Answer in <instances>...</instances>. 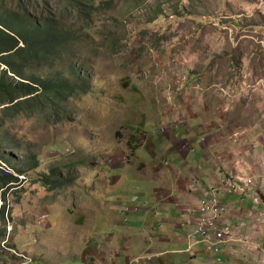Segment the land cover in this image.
<instances>
[{"label": "rangeland", "instance_id": "rangeland-1", "mask_svg": "<svg viewBox=\"0 0 264 264\" xmlns=\"http://www.w3.org/2000/svg\"><path fill=\"white\" fill-rule=\"evenodd\" d=\"M35 1L62 49L30 72L79 91L0 128V168L23 173L0 194V240L29 264H139L206 141L264 160V0Z\"/></svg>", "mask_w": 264, "mask_h": 264}, {"label": "crops", "instance_id": "crops-1", "mask_svg": "<svg viewBox=\"0 0 264 264\" xmlns=\"http://www.w3.org/2000/svg\"><path fill=\"white\" fill-rule=\"evenodd\" d=\"M194 133L199 134L197 130ZM221 138L206 141L201 160L188 167L192 169L191 174L187 172L188 178L197 182L193 184L195 189L184 192L186 185L183 189H173L180 201H174L166 211H155L162 215L156 219L161 222V229L164 223L169 227L163 234L154 233L150 239L145 238V247L135 246L140 251L136 263L145 264L146 260L147 264H264V203H256L247 195L248 190L225 191L230 176L251 177L256 180V187L264 191V168L260 167L264 166V160H258L256 151L248 149L246 144ZM202 139L197 137L194 142ZM219 164L224 170L217 169ZM210 189L220 192L219 199L226 208L221 217L222 227L233 231L230 233L232 240L219 245L217 253L208 251L202 242L193 244L187 237L197 225L199 203ZM171 254L179 255L178 262H174ZM138 259L143 263L137 262Z\"/></svg>", "mask_w": 264, "mask_h": 264}, {"label": "trees", "instance_id": "trees-1", "mask_svg": "<svg viewBox=\"0 0 264 264\" xmlns=\"http://www.w3.org/2000/svg\"><path fill=\"white\" fill-rule=\"evenodd\" d=\"M21 1L0 0V128L20 115L58 111L72 92L79 91L69 80L54 82L30 72L44 64L47 56L62 49L59 44L62 32L42 14H30ZM86 2L67 0L79 13L87 7ZM39 4L40 0H36L35 5ZM16 174L0 168V194L5 196L19 186L23 173ZM5 211L2 207V217Z\"/></svg>", "mask_w": 264, "mask_h": 264}, {"label": "built area", "instance_id": "built-area-1", "mask_svg": "<svg viewBox=\"0 0 264 264\" xmlns=\"http://www.w3.org/2000/svg\"><path fill=\"white\" fill-rule=\"evenodd\" d=\"M255 183L256 180L251 177L230 176L225 191L241 193L248 190L247 195H250L256 203H264V191L262 187H256ZM218 193L214 189L206 191L198 206L199 217L197 225L187 236L193 244L202 242L208 251L214 253L219 252V245L229 243L232 240V234L230 233L233 232L232 230L229 232V230L222 227L221 217L226 208L221 203ZM8 244L9 240L7 238L0 240V257L4 256V258L8 259L18 258L19 262L17 264L31 263L29 258L17 254L13 249L8 247ZM191 248L192 246H190L188 251Z\"/></svg>", "mask_w": 264, "mask_h": 264}]
</instances>
